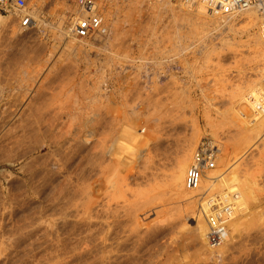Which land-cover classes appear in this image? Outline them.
I'll return each instance as SVG.
<instances>
[{
  "label": "rangeland",
  "instance_id": "rangeland-1",
  "mask_svg": "<svg viewBox=\"0 0 264 264\" xmlns=\"http://www.w3.org/2000/svg\"><path fill=\"white\" fill-rule=\"evenodd\" d=\"M69 2L33 0L32 15L38 25L25 32L19 30V20L15 17L2 15L5 25L0 29V264H264V107L260 106L254 111L241 95V91L247 89L249 95L252 94L256 88L250 86L255 87L256 84L264 88V80L259 74L256 75L260 72L257 70L264 66L254 69L257 66L252 52L256 38L262 39L253 16L234 18V15H223L221 18L226 17L225 20L215 22L213 19L211 22L210 19L215 16L203 18L205 16L200 17L197 12L186 13L173 7V4L164 15L156 17L155 1L142 5L138 2L137 10H132L122 4L123 0H110L107 3L100 0L102 7L98 13L101 28L94 37L82 40L73 32L72 15L80 20L85 12ZM196 18L206 19L202 22L199 20L204 29L201 26L200 30L196 29V24H199L196 21L194 25ZM205 21L206 26L203 24ZM213 21L214 25H210ZM191 32L196 35H188ZM157 85L160 90L156 88ZM203 140L215 142L218 144L215 145L218 146L216 149L220 147L227 155L230 154L223 165L225 167L218 168L223 172H217V177L221 178L224 172L234 170V177L226 179L225 176L218 181L224 186L218 185L220 191L216 189L212 196L220 195L223 189L228 191L230 178L236 177L238 182L245 180L248 184H244L252 187L250 189L246 185L249 189L246 193L249 197L246 198V213H252V216L248 215L251 220L258 215L253 217L256 224L250 220L251 227L245 225L247 228H243L240 238L230 242V245L228 241L221 247L223 249L226 245L220 255L217 251L209 255L205 250L200 252L204 255L197 254L198 250H203L198 246L200 241L194 240L198 237L193 218L200 211L199 206L184 207L180 201L177 202L170 178L168 180V175L174 173L172 169L177 170L175 160L181 156L180 153L192 152L190 157L193 159L197 146ZM223 145L228 149H223ZM95 148L97 151L104 149L106 156H103L104 150L102 154L100 151L99 155L97 152L95 154ZM115 154L117 160L114 159ZM100 156L103 160L105 158L106 162H102L104 167L99 165ZM107 162L116 163L115 171L121 172L122 180L126 172L127 181L112 176L116 179L113 181L111 177V183L106 176L114 171V167L109 169ZM96 167L101 171L108 167L110 172L106 169L105 175ZM96 175L107 178L103 188L108 182L111 187L113 182H118L120 188L116 183L114 186H117V190L113 187L107 191L111 188L110 184L101 189L106 181L102 177L101 185L97 186L98 189L101 187L99 190L107 191V194L100 192L102 197L109 192L106 198L111 202L108 200L107 203V199L101 197L103 200L100 198L99 202L98 199L99 203L96 200L99 204L96 205L95 198L100 193L93 194L97 189L87 192L88 187L92 190L100 182ZM93 176L97 182L92 180ZM117 179L124 184L121 185ZM125 182L126 185L129 182L130 186H126ZM144 185L152 187L158 198ZM240 185H243L242 182ZM122 186L131 187L132 190L123 189ZM82 187H86L87 193H84L87 196ZM124 190L126 193L122 192ZM139 190L144 192H140V196L150 190L156 200H151V194H147L150 201L149 205H145L146 198H141L144 202L139 198ZM131 191H134L131 196L138 195L140 200L136 197L130 201ZM89 192L96 196L90 198ZM74 195L81 199L77 197L75 201ZM82 198L85 201L91 199L95 205L89 200L93 207L89 203L88 208V203L84 201L88 210L84 205V208L77 206L83 204ZM78 200L82 203L77 204ZM136 200L143 202L142 206L138 205L142 210L135 203ZM125 203H133L134 206L130 207H135V212L132 209L131 213L130 209L129 216ZM133 213H137L136 219ZM123 215L130 219L133 217L136 223L132 225L133 220L124 218L130 221L126 224ZM188 230L195 232L188 234L191 232ZM194 234V237L191 236ZM204 252L208 254L207 257Z\"/></svg>",
  "mask_w": 264,
  "mask_h": 264
},
{
  "label": "bare ground",
  "instance_id": "bare-ground-1",
  "mask_svg": "<svg viewBox=\"0 0 264 264\" xmlns=\"http://www.w3.org/2000/svg\"><path fill=\"white\" fill-rule=\"evenodd\" d=\"M36 1V0H35ZM124 1V3H122L123 5H126L128 8H130V9H132V10H135L136 9V7H137V3L139 2V4L140 5H142V4H144V3H153L154 1L155 2H157L156 3V5H153V7H154V11H155V13H154V15H156V17H159V16H162V15H164L168 10V8L169 7H171L173 4H175V5H173V7L174 6H176V8L178 7V9H181V10H184V11H186V13H189V12H197L198 14L197 15H202V17L203 16H205V17H203V18H206V17H210V16H215L214 18H212V19H210V21L211 20H213L214 19V21L216 22H218V21H220L221 19L223 20H225L226 19V17L224 18V17H222L221 18V16H223L222 14H220L219 15V13H217V14H213L210 10H209V8H208V6H206L203 2H200L199 0H196L195 1V5H193V2H192V0L190 1V2H188V3H186L185 1H182V2H176V3H172V2H170V1H168V0H136L137 2L135 3V2H130L129 0H123ZM109 3V2H108ZM102 4V3H101ZM111 4V3H110ZM155 4V3H154ZM140 7V6H139ZM173 7H172V9H173ZM104 8H106V7H104ZM129 9V10H130ZM137 10V9H136ZM142 10V9H141ZM171 10V9H170ZM170 10H169V12H170ZM174 10V9H173ZM32 11H33V8L31 9V16L33 17V15H32ZM47 11V10H46ZM172 11V10H171ZM175 11V10H174ZM83 12H85V11H83ZM112 12V11H111ZM93 13H95L96 14V11H94ZM141 13V12H140ZM149 13V12H148ZM259 14V11H258V9L257 8H253V9H250V10H247V11H245V12H242V13H239V14H234V16H232V17H236V16H241V15H248V16H253V20L255 21V23H256V25H258V26H256L260 31H258L260 34H261V39L263 40V38H262V33H261V28H260V22H261V16H260V14ZM89 14H92V13H88V12H85V14H84V18L86 19L87 18V16L89 15ZM134 14V13H133ZM144 14V13H143ZM170 14V13H169ZM174 14H175V12H174ZM181 14V13H180ZM125 15V14H124ZM118 16H120V15H118ZM128 16V15H127ZM131 16V15H130ZM150 16H152L151 14H150ZM175 16V15H174ZM180 16V15H179ZM186 16H187V14H186ZM229 16V15H228ZM11 17H13V16H11ZM15 17V16H14ZM13 17V18H14ZM79 17V16H78ZM201 17V16H200ZM219 17H220V19H219ZM230 17V16H229ZM12 18V19H13ZM72 18H73V21H72V24H73V28H75V26H77V24H78V18L76 17V16H73L72 15ZM108 18V17H107ZM188 18H189V16H188ZM203 18L201 19V20H203ZM218 18V19H217ZM234 18H233V20H234ZM17 19V18H16ZM134 19V18H133ZM184 19V18H183ZM192 19V18H191ZM209 19V18H208ZM17 20H19V19H17ZM120 20V19H119ZM135 20V19H134ZM188 20V19H187ZM194 20V19H193ZM192 20V21H193ZM199 20L200 19H198L197 20V18H196V20L193 22L194 23V25L196 24L195 22L197 21V23L199 22ZM200 20V21H201ZM204 20H206V19H204ZM203 20V21H204ZM221 20V21H222ZM237 20V19H236ZM128 21V20H127ZM179 21V20H178ZM213 21V23L211 24V23H209L210 25H214V22ZM220 21V22H221ZM107 22V21H106ZM122 22V21H121ZM184 22V21H183ZM187 22V21H186ZM190 22H191V20H190ZM190 22H188V24H190V26H191V23ZM202 22V21H201ZM209 22V21H208ZM212 22V21H211ZM223 22H225V21H223ZM228 23V22H227ZM229 23H231V22H229ZM252 23V22H251ZM15 24V23H14ZM180 24V23H179ZM199 24H200V22H199ZM199 24H196L197 25V27L198 28H196V26H194L196 29H199L200 30V26H201V24L199 25ZM203 24H205V26H206V24H207V22L205 21ZM217 24V23H216ZM219 24V23H218ZM233 24V23H232ZM231 24V25H232ZM249 24V23H248ZM5 25V17H3L1 14H0V29H1V27H3ZM16 25V24H15ZM18 25V24H17ZM104 25V24H103ZM208 25V24H207ZM106 26H107V23H106ZM229 26V25H228ZM233 26V25H232ZM113 27V26H112ZM192 27H193V24H192ZM191 27V28H192ZM202 27V26H201ZM234 27V26H233ZM255 27V26H254ZM10 28V27H9ZM194 28V29H195ZM203 29L205 28V27H202ZM232 27H229V29H231ZM174 29V28H173ZM194 29H192V30H194ZM195 29V30H196ZM18 30V29H17ZM19 30L21 31V32H25L24 30V28H22L21 26H20V20H19ZM103 30V29H102ZM168 30V29H167ZM191 30V29H190ZM191 30V31H192ZM198 30V31H199ZM27 31V30H26ZM29 31V30H28ZM180 31V30H179ZM110 32V31H109ZM172 32H173V30H172ZM189 32V31H188ZM196 32H197V30H196ZM123 33V32H122ZM121 33V34H122ZM141 33V32H140ZM192 34H188V35H196V34H193V32H191ZM195 33V32H194ZM259 33H258V35H259ZM2 34V33H1ZM171 34V33H170ZM174 34H175V32H174ZM171 35H173V34H171ZM187 35V34H186ZM187 35V36H188ZM258 35H257V37H258ZM97 36V35H96ZM190 36H188V37H190ZM94 37V36H93ZM194 37V36H193ZM192 37V38H193ZM196 37V36H195ZM260 37V36H259ZM16 39V38H15ZM81 39V38H80ZM83 40V39H82ZM118 40V39H117ZM143 40V39H142ZM172 40V42H173V39H171ZM262 40H260V39H257L256 38V43H255V47H254V52H252V53H254V60H255V64H256V66L257 67H255L254 69L255 70H257V68H261L262 66H264V42L262 41ZM123 42V41H122ZM109 44V43H108ZM175 44V43H174ZM181 45V44H180ZM115 46V45H114ZM119 46V45H118ZM117 46V47H118ZM127 46V45H126ZM111 47V46H110ZM173 48V47H172ZM171 48V49H172ZM124 50V49H123ZM161 50V49H160ZM162 50H163V48H162ZM121 51V50H120ZM124 51H126V50H124ZM128 51H130V50H128ZM175 51V50H174ZM127 52V51H126ZM149 52V51H148ZM162 53V52H161ZM168 54H169V52H167ZM120 54V53H119ZM171 54V53H170ZM109 55V54H108ZM116 55V54H115ZM167 55V54H166ZM206 57V56H205ZM119 58V57H118ZM243 58V57H242ZM246 58V57H245ZM207 59V58H206ZM238 59V58H237ZM248 59V58H247ZM249 60V59H248ZM123 61V60H122ZM243 61V60H242ZM245 62V61H244ZM249 63V62H248ZM251 63V62H250ZM254 63V62H253ZM184 66V65H183ZM139 67V66H138ZM123 68V67H122ZM189 68V67H188ZM263 68V67H262ZM184 70V69H183ZM187 70V69H186ZM198 71V70H197ZM257 71H260V72H258V73H256V75L257 74H259L258 76H260V78L262 79V80H264V68L263 69H261V70H257ZM201 72V71H200ZM131 74V73H130ZM55 75V74H54ZM53 75V76H54ZM133 76V75H132ZM192 77V76H191ZM259 78V77H258ZM259 78V79H260ZM105 79V78H104ZM169 79H171V78H169ZM260 79V80H261ZM261 80V81H262ZM128 81V80H127ZM260 82V81H259ZM172 83V82H171ZM181 83V82H180ZM255 83V82H254ZM263 83H264V81H263ZM54 83H52V85H53ZM201 84V83H200ZM256 84V83H255ZM259 84V83H258ZM172 85V84H171ZM120 86V85H119ZM135 86V85H134ZM137 86V85H136ZM181 86V85H180ZM197 86V85H196ZM169 87V86H168ZM167 87V88H168ZM204 87V86H203ZM263 86H257V84H256V86L254 87V86H250V88H256L255 89V91L254 92H252V94L250 93V95H249V93H248V89L247 90H242L241 92H242V96H243V98L245 99L244 100V102H246V104L247 105H250V108H252L254 111L255 110H257L258 108H260V106L261 107H264V88H262ZM141 88V87H140ZM157 89L159 88L158 87V85H157V87H156ZM249 88V89H250ZM150 89V88H149ZM181 89V88H180ZM40 90V89H39ZM46 90V89H45ZM51 90V89H50ZM80 90V89H79ZM119 90V89H118ZM130 90V89H129ZM142 90V89H141ZM140 90V91H141ZM159 90H160V88H159ZM168 90V89H167ZM174 90V89H173ZM172 90V91H173ZM251 90V89H250ZM128 91V90H127ZM139 91V90H138ZM157 91V90H156ZM155 91V92H156ZM166 91V90H165ZM206 91V90H205ZM34 92V91H33ZM154 92V91H153ZM159 92V91H158ZM161 92V91H160ZM178 91H175V93H177ZM250 92V91H249ZM39 93H40V91H39ZM52 93V92H51ZM50 93V94H51ZM81 93V92H80ZM129 93V92H128ZM152 93V92H151ZM162 93V92H161ZM182 93V92H181ZM142 94V93H141ZM174 94V93H173ZM59 95V94H58ZM139 95V94H138ZM162 95V94H161ZM166 95H167V93H166ZM169 95H171V94H169ZM178 95V94H177ZM43 96V95H42ZM50 96V95H49ZM147 96V95H146ZM175 96V95H174ZM182 96V95H181ZM22 97V96H21ZM151 97V96H150ZM166 97V96H165ZM171 97V96H170ZM187 97V96H186ZM24 98V97H23ZM54 98V97H53ZM112 98V97H111ZM145 98V97H144ZM158 98V97H157ZM172 98V97H171ZM181 98H183V97H181ZM59 99V98H58ZM146 99V98H145ZM151 99H152V97H151ZM151 99H150V101H151ZM160 98H158V100H159ZM190 99V98H189ZM23 100V99H22ZM39 100V99H38ZM40 100H41V98H40ZM141 100V99H140ZM147 100H148V98H147ZM147 100L145 101V102H147ZM161 100V99H160ZM168 100H170V99H168ZM173 100V99H172ZM19 101V100H18ZM21 101V100H20ZM144 101V100H143ZM22 102V101H21ZM144 102V103H145ZM164 102V101H163ZM44 103V102H43ZM142 103V102H141ZM157 103L158 104H160L158 101H157ZM21 104V103H20ZM37 104V103H36ZM51 104V103H50ZM61 104V103H60ZM59 104V105H60ZM130 104V103H129ZM135 104V103H134ZM165 104V103H164ZM172 104V103H171ZM176 104V103H175ZM196 104V103H195ZM62 105V104H61ZM21 106V105H20ZM28 106V105H27ZM37 106V105H36ZM39 106V105H38ZM40 106H41V104H40ZM177 106V105H176ZM184 106V105H183ZM31 107V106H30ZM73 107V106H72ZM90 106H88V108H89ZM111 107H112V105H111ZM131 107V106H130ZM140 107V106H139ZM180 107V106H179ZM178 107V108H179ZM32 108V107H31ZM47 108V107H46ZM49 108V107H48ZM125 108V107H124ZM43 109V108H42ZM95 109V108H94ZM97 109V108H96ZM110 109V108H109ZM171 109V108H170ZM45 110V109H44ZM43 110V111H44ZM33 111V110H32ZM46 111V110H45ZM49 111V110H48ZM52 111V110H51ZM83 111V110H82ZM95 111V110H94ZM110 111V110H109ZM125 111V110H124ZM4 112V111H3ZM19 112H21V111H19ZM123 112V111H122ZM210 112V111H209ZM40 113H42V112H40ZM39 113V114H40ZM47 113H49V112H47ZM76 113V112H75ZM91 113V112H90ZM98 113V112H97ZM106 113V112H105ZM111 113V112H110ZM113 113V112H112ZM173 113V112H172ZM176 113V112H175ZM21 114V113H20ZM38 114V115H39ZM54 114H58V113H54ZM65 114V113H64ZM81 114V113H80ZM52 115V114H51ZM59 115V114H58ZM101 115V114H100ZM125 115V114H124ZM132 115V114H131ZM206 115V114H205ZM22 116V115H21ZM55 116V115H54ZM91 116V115H90ZM89 116V117H90ZM114 116V115H113ZM178 116V115H177ZM182 116V115H181ZM207 116H208V114H207ZM42 117V116H41ZM53 117V116H52ZM73 117V116H72ZM212 117V116H211ZM31 118H32V116H31ZM36 118V117H35ZM51 118V117H50ZM58 118V117H57ZM61 118V117H60ZM70 118V117H69ZM68 118V119H69ZM111 118V117H110ZM185 118V117H184ZM206 118V117H205ZM38 119V118H37ZM56 120L57 121V119L56 118H53V120ZM74 119V118H73ZM80 119V118H79ZM176 119V118H175ZM174 119V120H175ZM207 119V118H206ZM205 119V120H206ZM215 119V118H214ZM26 120V119H25ZM30 120V119H29ZM54 120V121H55ZM71 120V119H70ZM93 120V119H92ZM171 120V119H170ZM98 121V120H97ZM112 121V120H111ZM208 121H210L209 120V117H208ZM27 122V121H26ZM38 122H40V121H38ZM70 122H72V121H70ZM176 122V121H175ZM181 122V121H180ZM183 122V121H182ZM186 122V121H185ZM212 122V121H211ZM25 123V122H24ZM47 123V122H46ZM51 123V122H50ZM55 123H57V122H55ZM86 123V122H85ZM92 123V122H91ZM111 123V122H110ZM26 124V123H25ZM31 124H32V122H31ZM38 124H40V123H38ZM62 124V123H61ZM99 124V123H98ZM169 124H171V123H169ZM179 124V123H178ZM210 124V123H209ZM213 124V123H212ZM51 125H53V124H51ZM91 125V124H90ZM93 126H94V124H92ZM177 125V124H176ZM193 125V124H192ZM211 125V124H210ZM217 125V124H216ZM41 125H39V127H40ZM42 126H44V125H42ZM65 126V125H64ZM119 126V125H118ZM207 126V125H206ZM213 126V125H212ZM29 127V126H28ZM38 127V128H39ZM96 127H97V125H96ZM99 127V126H98ZM132 127H134V126H132ZM173 127V126H172ZM171 127V128H172ZM216 128L218 127V126H215ZM17 128V127H16ZM43 128V127H42ZM55 128V127H54ZM70 128H72V126L70 127ZM76 128V127H75ZM128 128V127H127ZM187 128V127H186ZM195 128V127H194ZM51 129H53V128H51ZM50 129V130H51ZM135 129V128H134ZM59 130V129H58ZM64 130V129H63ZM82 130V129H81ZM94 130V129H93ZM130 130V129H129ZM199 131V130H198ZM37 132V131H36ZM64 132V131H63ZM215 132V131H214ZM253 133H255V131H252ZM79 133V132H78ZM129 133L130 134H132L130 131H129ZM246 133V132H245ZM251 133V132H250ZM38 134V133H37ZM58 134V133H57ZM60 134V133H59ZM67 134V133H66ZM106 134H108V133H106ZM136 134V133H135ZM195 134V133H194ZM247 134V133H246ZM54 135V134H53ZM159 135V134H158ZM249 135V134H248ZM247 135V136H248ZM76 136V135H75ZM74 136V137H75ZM79 136V135H78ZM87 136V135H86ZM85 136V137H86ZM94 136V135H93ZM129 136H131V135H129ZM203 136V135H202ZM29 137V136H28ZM69 137V136H68ZM72 137H73V135H72ZM77 137V136H76ZM75 137V139H77ZM91 137V136H90ZM213 137V136H212ZM241 137H242V135H241ZM66 138V137H65ZM82 138V137H81ZM84 138V137H83ZM88 138V137H87ZM92 138V137H91ZM108 138V137H107ZM247 138H251V137H247ZM73 139V138H72ZM158 139V138H157ZM195 139V138H194ZM242 139V140H241ZM240 140L243 142V138H241ZM246 139V138H245ZM58 140V139H57ZM61 140V139H60ZM65 140V139H64ZM78 140H80V139H78ZM99 140V139H98ZM130 140V139H129ZM156 140V139H155ZM179 140V139H178ZM240 140H238L239 142H237V144H239L238 146H240L241 145V143H240ZM87 141H89V140H87ZM90 141H91V139H90ZM95 141H97V140H95ZM206 141H209V140H206ZM218 141V140H217ZM249 141V140H248ZM68 142V141H67ZM86 142V141H85ZM203 142V141H202ZM201 142V143H202ZM212 142V141H211ZM220 142V141H219ZM224 142V141H223ZM250 142V141H249ZM97 143V142H96ZM103 143V142H102ZM129 143V142H128ZM131 143V142H130ZM157 143V142H156ZM182 143V142H181ZM186 143V142H185ZM193 143V142H192ZM200 143V144H201ZM213 143V142H212ZM215 143V142H214ZM213 143V144H214ZM221 143V142H220ZM219 143V144H220ZM227 143V142H226ZM243 143H245V141L243 142ZM188 144V143H187ZM190 144V143H189ZM199 144V145H200ZM223 144V143H222ZM100 145V144H99ZM113 145V144H112ZM129 145V144H128ZM153 145V144H152ZM158 145V144H157ZM183 145H185V144H183ZM182 145V146H183ZM195 145H196V143H195ZM215 145H218V144H214V147H215ZM225 145V144H224ZM223 145V149H225V146ZM244 145V144H243ZM242 145V146H243ZM59 146H60V144H59ZM61 146H62V144H61ZM96 146V145H95ZM94 146V147H95ZM192 146V145H191ZM97 147V146H96ZM100 147V146H99ZM120 147H123V145L122 146H120ZM178 147H181V146H178ZM184 147V146H183ZM182 147V148H183ZM197 147H199V146H197ZM218 147V146H217ZM217 147H215V150H216V155H215V168L213 169V170H209V169H207V168H204L203 169V171H202V179H201V183H200V186L196 189V190H189L187 187H186V177H187V173H188V171L190 170V168L192 167V165H193V163H194V157H195V155H196V153H197V150H198V148H197V150H196V152H195V154H194V156H192L193 157V159H191V157H190V155H191V153L190 154H188L189 152H187V153H185V152H182V153H180L181 154V156L179 155V157L176 155L175 157H178L175 161H176V163H177V165L175 166L176 167V171L174 170V169H172L173 171H174V173H173V171H171L173 174L172 175H170L169 174V172H168V176H170V177H168V180H169V178H170V181H169V183H170V185H171V187H172V189H173V191L175 192L174 194H176V196L178 197V200H177V202L178 201H180L181 202V204H182V206L184 205V207L186 206H189V207H193V206H195L196 204H197V207L199 206V212L196 214V216H195V218H193V220H194V222H195V231H196V236L198 237V238H194V240L196 241V240H198V241H200V244L198 245V246H200V248H202L203 250H198L197 251V254H198V252L200 253V252H202V251H204L205 250V252H208L209 253V255H214V253H216L215 251H217V254L218 255H220V254H222V252H223V249H225L226 248V245L223 247V249L221 248L225 243H227L228 241H229V243H228V245H230V242H233L235 239H237L238 237L240 238V235L242 234V230H243V228L244 229H246L245 228V225L247 224L248 226H249V224L253 221H255L254 223L256 224V220L254 219V218H256V217H258V215H256V217L255 216H253L252 217V220H251V216H252V213L251 214H247L246 213V209L248 210V208H247V206H248V202L246 201L249 197H247L248 195L246 194L247 193V191L249 190L248 189V187H249V185H247L248 184V182L247 181H245L244 179H242V180H244V182L243 181H241L242 182V184L243 185H240V181L238 182L237 180H235V178H233L235 181H237L238 183H236L235 181H232L231 180V178H230V188H229V190L227 191L226 189H223L222 191H221V193H220V195H218V196H216V197H214V196H212V193L217 189V190H219V187H218V185H220L219 184V182L218 181H220V179L222 178V177H225L226 176V179H227V177L229 178V177H234V170L233 171H228V172H224V174L222 175V177L221 178H219V177H217V172L219 173V172H223L222 171V169H221V171H219L218 170V168L220 169L221 167H225V166H223L225 163H226V158L228 157V155H230V154H228L227 155V152H225L224 150H221L220 149V147H219V149H216ZM98 148V147H97ZM101 148V147H100ZM104 148H107V149H109L108 147H105L104 146ZM191 147H189V149H190ZM193 148V147H192ZM230 148V147H229ZM237 148H241V147H237ZM103 149V148H102ZM101 149V150H102ZM112 149V148H111ZM122 149V148H121ZM127 149H128V147H127ZM130 149V148H129ZM180 149V148H179ZM184 149V148H183ZM186 149H188L187 148V146H186ZM228 149V148H227ZM227 149H225V150H227ZM94 150H96L95 151V154H96V152H97V154L99 153V151H100V149H98V151H97V149L95 148ZM104 150V149H103ZM100 151V153L102 154V153H104V151ZM123 150V149H122ZM181 150V149H180ZM238 150V149H237ZM117 151V150H116ZM118 151H121V150H118ZM176 151H178V150H176ZM182 151V150H181ZM184 151V150H183ZM186 151V150H185ZM193 151V150H192ZM228 151H230V150H228ZM231 151H232V149H231ZM93 152V151H92ZM113 152V151H112ZM236 152V151H235ZM94 153V152H93ZM99 153V154H100ZM194 153V152H193ZM230 153V152H229ZM98 154V155H99ZM106 154V151H105V153H104V155L103 156H106L105 155ZM117 154V153H116ZM115 154V155H116ZM173 154V153H172ZM179 154V153H178ZM183 154V155H182ZM189 156H188V155ZM98 155H96V156H98ZM118 155V154H117ZM117 155H116V157L114 158V159H116V158H118L117 157ZM167 155H169V154H167ZM102 156V155H101ZM100 156V157H101ZM107 156H108V154H107ZM99 157V158H100ZM119 157H120V153H119ZM230 157V156H229ZM102 158V159H101ZM100 159H101V162H99V165L101 164L102 166H103V164H102V162L103 161H105V158H104V160H103V157H101ZM121 158V157H120ZM130 158V157H129ZM128 158V159H129ZM162 158V157H161ZM112 159V158H111ZM124 159H125V156H124ZM127 159V158H126ZM126 159H125V161H126ZM139 159V158H138ZM151 159V158H150ZM228 159V158H227ZM92 160V159H91ZM90 160V161H91ZM117 160V159H116ZM122 160V159H121ZM130 160H131V158H130ZM95 161V160H94ZM108 161V160H107ZM109 161L111 162L112 160H110V158H109ZM119 161V160H118ZM128 161V160H127ZM133 161V160H132ZM132 161H130V162H132ZM229 160H227V162H228ZM106 162V161H105ZM113 162V161H112ZM120 162V161H119ZM122 162H124L123 160H122ZM142 162V161H141ZM107 163H109V162H107ZM126 163V162H125ZM154 163V162H153ZM228 163H230V162H228ZM93 165V163L92 162H90V165ZM96 164H97V162H96ZM106 164V163H105ZM110 164V166H108L109 167V169L111 168V166H115L114 164H116V163H109ZM113 164V165H112ZM128 164H130L129 162H128ZM145 164V163H144ZM163 164V163H162ZM91 165V166H92ZM99 165H97V167L99 166ZM124 165V164H123ZM126 165V164H125ZM131 165V164H130ZM134 165V164H133ZM154 165V164H153ZM229 165V164H228ZM232 165V164H231ZM90 166V167H91ZM105 166V165H104ZM103 166V167H104ZM107 166V165H106ZM163 166V165H162ZM96 167V168H97ZM107 167V168H108ZM123 167V166H122ZM129 167V166H128ZM229 166H227V168H228ZM237 167H238V165H237ZM107 168H104L105 170H103V168H102V170L104 171H101V169H98V170H100V172H102L103 174L105 173V175L107 174V172H105L106 171V169ZM115 168L116 167H114V171H115ZM124 168V167H123ZM151 168H152V166H151ZM230 168V167H229ZM92 169H93V166H92ZM94 169H95V167H94ZM96 169V170H97ZM109 169H107V170H109ZM125 169V168H124ZM123 169V170H124ZM132 169V168H131ZM226 169V168H225ZM231 169H233V167L231 168ZM235 169V168H234ZM238 169V168H237ZM236 169V170H237ZM95 170V171H96ZM96 171L97 173L99 172V171ZM111 170H113V169H111ZM224 170V169H223ZM90 171V170H89ZM114 171H111V173L113 174V175H111V173H109V174H107V178H109L110 180H111V177L112 176H114V177H118V178H120L121 177V175H119V174H121V172H118L117 171V169H116V171H115V173H116V175H115V173H113ZM132 171H133V169H132ZM165 171V170H164ZM163 171V172H164ZM109 172H110V170H109ZM117 172H118V174H117ZM158 172V171H157ZM160 172V171H159ZM233 172V173H232ZM96 173V174H97ZM101 173V174H102ZM122 173H123V171H122ZM162 173V172H161ZM236 173V172H235ZM124 174L126 175V172H124ZM129 174V173H128ZM136 174V173H135ZM166 174V173H165ZM233 174V175H232ZM90 175H92V174H90ZM105 175H101L102 177H104L105 178ZM108 175H111V176H109L108 177ZM125 175H123L122 177L124 178L123 180L124 181H127L126 179H128ZM157 175V174H156ZM167 175V174H166ZM96 176H98V175H96ZM100 176V175H99ZM99 176H98V178H99ZM130 176L131 175H129V179H130ZM101 177V178H102ZM126 177V178H125ZM156 177V176H155ZM92 178V177H91ZM101 178H99V181H100V179ZM104 178H103V181H104ZM107 178H105V182H103V184L101 185V181L100 182H97L96 181V179H94V176H93V178H92V180L94 179V181H96L97 182V184H96V186L93 184V186H95L96 188H91L92 190H90L89 189V187H88V189H87V192H88V190L89 191H95L96 189V191L93 193V194H96V195H98L97 194V192L98 193H102V191H104V190H99L101 187H99V189L97 188V186H102V188L101 189H104L106 186H108L109 187V182H108V185H105V187L103 188V185H104V183L105 184H107ZM113 178V177H112ZM159 178V177H158ZM167 178V177H166ZM166 178H165V180H166ZM239 178V177H238ZM114 179H116V178H113V181H114ZM121 179V178H120ZM120 179H117L118 181H120V183H121V180ZM109 180V181H110ZM122 180V181H123ZM156 181H158L157 180V177H156V179H155ZM155 180H154V183L156 184V182H155ZM164 180V181H165ZM224 181H225V178L223 179ZM241 180V179H240ZM116 181V180H115ZM167 181V180H166ZM227 181V180H226ZM225 181V182H226ZM159 182V181H158ZM161 182V181H160ZM168 182V181H167ZM247 182V184H244V183H246ZM100 183V184H99ZM111 183H112V180H111ZM117 183V184H116ZM123 183V182H122ZM122 183H121V185H122ZM128 183L129 182H127V185H126V182H125V185L126 186H130V185H128ZM152 183V182H151ZM166 183V182H165ZM165 183L163 184L162 183V185H165ZM227 183V182H226ZM92 184H91V186L90 187H92ZM114 184H116L117 186L119 185L118 184V182H113V187H115L114 186ZM124 184V183H123ZM143 185V184H142ZM149 185V184H148ZM159 185H160V183H159ZM168 185V184H167ZM167 185H166V187H167ZM221 185H222V183H221ZM220 185V186H221ZM248 187H247V186ZM116 186V187H117ZM124 186V185H123ZM122 186V187H123ZM125 186V187H126ZM145 187L147 186V185H144ZM150 186H151V184H150ZM148 187V188H152V187ZM152 186H154V185H152ZM156 186H158V185H156ZM222 186H224V185H222ZM221 186V187H222ZM251 186V185H250ZM260 186V185H259ZM110 187H111V184H110ZM113 187H111V188H109V190L107 189V191H110V189H113ZM114 188L115 190H117L118 188ZM119 187V186H118ZM125 187H123V189H128L127 187L125 188ZM131 187H132V184H131ZM131 187L128 189V190H132L131 189ZM135 187V186H134ZM83 188V187H82ZM81 188V189H82ZM120 188V187H119ZM168 188V187H167ZM250 188V187H249ZM252 188V187H251ZM250 188V189H251ZM80 189V190H81ZM83 189H84V191H83ZM81 191H83V193L85 192V190H86V187L85 188H83ZM122 189V190H123ZM134 189V188H133ZM143 189V188H142ZM99 190V191H98ZM115 190H113V191H115ZM127 190V191H128ZM135 190H137V189H135ZM80 191V193H82ZM107 191H104V192H106V194H107ZM112 191V190H111ZM150 191V190H149ZM148 191V192H149ZM220 191V190H219ZM67 192V191H66ZM69 193H72V192H70V191H68ZM79 192V191H78ZM87 192H85V193H87ZM103 192V193H104ZM122 192H125V190L124 191H122ZM132 193L130 194V192H129V194H130V197H132V198H129V199H132V200H130V201H133V199L135 198V199H137L139 196H140V190H139V193H137V191H135V193H137L138 195L136 196V194H134L136 197H133V196H131L132 194H133V192L134 191H131ZM146 192L147 191H145V194H146ZM147 192V194H151V196L153 195L152 193H154V194H156V191H154V190H152L151 189V192H149L148 193ZM217 193H218V191H216ZM250 192H252V190L250 191ZM63 193H65V192H63ZM62 193V194H63ZM77 193V192H76ZM82 193V194H83ZM84 193V194H85ZM90 193L91 192H89L88 194L90 195ZM101 193L99 194V198L97 197V198H95V203H96V205H99V204H97V202H98V199H100L102 196H101ZM126 193V192H125ZM141 193H144L143 192V190H142V192ZM82 194H79L78 193V195H80V196H82ZM83 194V195H84ZM105 194V193H104ZM104 194H103V197H105L104 196ZM105 194V195H106ZM110 194H111V192H110ZM143 195V196H140L139 198L141 199L142 197H143V199H145L146 198V201L145 200H143V199H141V200H143V202H144V204L146 203V204H148V201H150V199L151 198H153V201H154V199L156 200V198H158V194H156V195H153L154 197H156V198H154L153 196L152 197H150V199L149 200H147V197L146 196H149V195ZM165 194V193H164ZM172 195H173V193H171ZM214 194V193H213ZM77 195V194H76ZM76 195H74V196H76ZM86 196H87V194H85ZM88 195V196H89ZM95 195V196H96ZM108 195H109V192H108ZM107 195V196H108ZM121 195H123V193L121 194ZM171 195V196H172ZM215 195V194H214ZM247 195V196H246ZM80 196H76V199H75V201L78 199V198H80L81 199V197ZM86 196H85V198H86ZM91 197L90 198H92V196H93V198L95 197L94 195H90ZM106 196V197H107ZM124 198L126 199V194H124ZM78 197V198H77ZM83 197V196H82ZM102 197V198H103ZM105 197V198H106ZM122 197V196H121ZM129 197V196H128ZM161 197V196H160ZM174 197H175V195H174ZM101 198V199H102ZM105 198H104V200H105ZM110 198V197H109ZM116 197L114 196V199H115ZM137 199V200H140V199ZM173 198V197H172ZM176 198V197H175ZM247 198V199H246ZM88 199V198H87ZM101 199L99 200V202L101 201ZM107 199V198H106ZM117 199V198H116ZM128 198H127V200H129ZM134 199V200H135ZM162 199V198H161ZM90 201H92L91 199H89ZM89 200H86L85 201V199L83 200V198H82V202H83V204H79V203H82V202H80L79 200H78V203L77 204H79V205H77V206H80L81 205V207H83V205H84V201L86 202V204L88 203V201ZM96 200H97V202H96ZM103 200V199H102ZM109 199H107L106 201H108ZM137 200H136V202L135 203H137V206L139 205V206H142L143 205V202L141 203L140 201V204H139V202H137ZM152 200V199H151ZM110 201V200H109ZM109 201L107 202V203H109ZM153 201H151V202H153ZM98 202V203H99ZM103 202V201H102ZM111 202V201H110ZM123 202H125L124 200H123ZM122 202V203H123ZM127 202V201H126ZM133 202V203H134ZM249 202H250V200H249ZM90 203V205L93 203V205H95V203L92 201V203L91 202H89ZM89 203L87 204V206H88V208H89ZM105 203V202H104ZM106 203V204H107ZM128 203V202H127ZM127 203H125V204H127ZM133 203H130L128 206L130 207H132V206H134V204ZM150 203V202H149ZM251 203V202H250ZM249 203V204H250ZM75 204V203H74ZM73 204V205H74ZM102 205H103V203H101ZM124 204V203H123ZM123 204H122V206H123ZM132 204V205H131ZM145 204V205H146ZM151 204V203H150ZM159 204V203H158ZM247 204V205H246ZM252 205H253V203H251ZM250 204V205H251ZM102 205H100L101 206V208H102ZM144 205V206H145ZM149 205V204H148ZM147 205V206H148ZM262 205V204H261ZM92 206V205H91ZM90 206V207H91ZM104 207H106L105 205H103ZM121 206V207H122ZM127 206V210H126V213H128V212H130V209H131V213L133 212L132 211V209L133 208H135V207H133V208H129ZM135 206H136V204H135ZM137 206H136V208H137ZM138 206V207H139ZM176 206V205H175ZM174 206V207H175ZM257 206V205H256ZM74 207V206H73ZM84 207H86V205H84ZM83 207V208H84ZM93 207V206H92ZM99 207V206H98ZM103 207V208H104ZM87 208V207H86ZM85 208V209H86ZM88 208H87V210H88ZM123 208H125L126 209V207L124 206ZM128 208H129V211H128ZM140 208V207H139ZM138 208V209H139ZM178 208H179V206H178ZM226 208H228V209H230V215H229V217H227L228 219H227V221H226V224H225V233H223L224 235H223V240H222V243H220L219 245H213L212 244V242L210 241V233H211V224H212V218L214 219V218H216V216H217V214H218V211L219 212H223V211H225V209ZM122 209V208H121ZM125 209L123 210L122 209V211H124L125 212ZM141 210H142V208H140ZM139 209V210H140ZM144 209V208H143ZM171 209V208H170ZM180 209V208H179ZM186 209V208H185ZM188 209V208H187ZM194 209V208H193ZM197 209V208H196ZM257 209V208H256ZM261 209H263V207L261 208ZM91 210V208L89 209V211ZM108 210V209H107ZM134 210V209H133ZM137 210V209H136ZM139 210H137V212L139 211ZM255 211V210H254ZM134 212H135V210H134ZM149 212V211H148ZM190 212V214H191V212L192 211H189ZM256 213H257V211H255ZM260 212H261V210H260ZM259 212V213H260ZM263 212V211H262ZM91 213H93V212H91ZM96 213V212H95ZM98 213V212H97ZM126 213H124V214H126ZM131 213H128V216H129V214H131ZM159 213V212H158ZM175 213V212H174ZM173 213V214H174ZM179 213H181V212H179ZM254 213V212H253ZM255 213V214H256ZM135 214H137V213H133V216H134V218L136 219L137 217L135 216ZM169 214V213H168ZM172 214V215H173ZM258 214V213H257ZM98 215V214H97ZM127 215V214H126ZM124 216L123 217V221H125L124 220V218H129V217H127V216ZM192 215V214H191ZM248 215H251L250 217L248 216ZM262 215V214H261ZM95 216H96V214H95ZM148 216V215H147ZM159 216V215H158ZM188 216H189V214H188ZM193 216V215H192ZM191 216V217H192ZM260 216V215H259ZM130 217H131V215H130ZM262 217L264 218V216L262 215ZM261 218V217H260ZM130 219V218H129ZM129 219L128 220H126L125 222H126V224H127V222H130L129 221ZM135 219L133 220V217H132V219H130V220H133V221H131V224L133 225L134 223L133 222H135ZM254 219V220H253ZM259 219V218H258ZM250 220H251V222H250ZM141 221V220H140ZM124 222V223H125ZM168 222V221H167ZM170 222V221H169ZM257 222H258V220H257ZM263 222H264V220H263ZM96 223V222H95ZM94 223V224H95ZM136 223V222H135ZM254 223H253V225H254ZM123 224V223H122ZM139 224V223H138ZM138 224H135V225H137V226H139ZM97 225V224H96ZM134 225V226H135ZM183 224H181V226H182ZM253 225H252V227H253ZM123 226V225H122ZM125 227H127L126 225H124ZM136 226V227H137ZM186 225H184L183 226V228L185 227ZM189 226V225H188ZM94 227H96V226H94ZM125 227H123V228H125ZM133 227V226H132ZM177 227V226H176ZM192 227V226H191ZM190 227V228H191ZM249 227H251V226H249ZM128 228V227H127ZM183 228L181 229V230H183ZM192 228H194V227H192ZM262 228V227H261ZM139 229V228H138ZM174 229V228H173ZM188 229V228H187ZM125 230H127V229H125ZM130 230V229H129ZM135 230V229H134ZM192 230V229H191ZM191 230H188V231H191ZM194 230V229H193ZM254 230V229H253ZM262 230V229H261ZM133 231V230H132ZM131 231V232H132ZM174 231V230H173ZM176 231V230H175ZM194 231V232H195ZM248 231V230H247ZM251 231V230H250ZM194 232H189L188 234H190V233H194ZM253 232V231H252ZM133 233V232H132ZM250 233V232H249ZM110 234V233H109ZM245 234V233H244ZM130 235V234H129ZM191 236H195V234L194 235H191ZM242 236V235H241ZM254 236V235H253ZM126 237H128V236H126ZM250 237V236H249ZM249 237H248V239H249ZM181 239V238H180ZM247 239V240H248ZM244 241V240H243ZM238 242V241H237ZM247 242V241H246ZM197 243H199V242H197ZM196 243V244H197ZM243 243V242H242ZM233 244V243H232ZM261 245V244H260ZM242 246V245H241ZM220 247V248H219ZM236 247V246H235ZM248 247V246H247ZM243 248V247H242ZM214 249H217V250H214ZM231 251V250H230ZM167 252V251H166ZM204 252V253H205ZM201 254V253H200ZM199 254V255H200ZM245 254V253H244ZM198 255V256H199ZM202 255H204V254H201V256ZM206 255H208V254H206L205 253V256ZM205 256H203L204 258H205ZM223 256V255H222ZM207 257V256H206ZM233 258V257H232ZM238 258H240V257H238ZM246 258V257H245ZM199 259V258H198ZM202 259V258H201ZM205 260V259H204ZM244 262V261H243ZM171 264V263H170ZM223 264V263H222Z\"/></svg>",
  "mask_w": 264,
  "mask_h": 264
},
{
  "label": "built area",
  "instance_id": "built-area-1",
  "mask_svg": "<svg viewBox=\"0 0 264 264\" xmlns=\"http://www.w3.org/2000/svg\"><path fill=\"white\" fill-rule=\"evenodd\" d=\"M73 3L75 8L81 12H90L86 19H80L77 26L73 28L74 34L81 39L91 38L101 28V12L102 5L100 0H66ZM110 0H104L107 3ZM172 3L191 0H168ZM196 0H192L195 5ZM208 6L209 10L214 14L234 15L245 12L247 10L257 8L261 16L260 28L262 38L264 41V0H199ZM33 0H0V14L5 16H15L20 20V26L24 31L32 30L38 25V21L31 16V9L33 8ZM97 11V14L93 12ZM77 17V16H76ZM216 150L211 141L203 140L199 145L195 155L194 163L187 173L186 187L189 190H196L201 183L202 171L204 168L213 170L215 168ZM230 215V209L219 212L216 218H212L210 241L213 245H219L223 240V233H225V224L227 217Z\"/></svg>",
  "mask_w": 264,
  "mask_h": 264
}]
</instances>
